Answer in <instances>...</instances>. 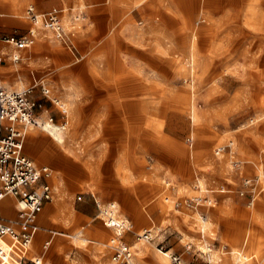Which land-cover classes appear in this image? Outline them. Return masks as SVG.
Masks as SVG:
<instances>
[{
  "label": "rangeland",
  "instance_id": "1",
  "mask_svg": "<svg viewBox=\"0 0 264 264\" xmlns=\"http://www.w3.org/2000/svg\"><path fill=\"white\" fill-rule=\"evenodd\" d=\"M46 1L50 2L25 0L18 9L14 7L13 13L25 20L23 10L30 3L46 9L62 6L63 27L73 35L69 33V38L58 40L39 30L31 46L7 50L21 56L19 63H7L16 65L20 76L33 72L40 79L35 82L49 87L69 113L68 126L60 134L62 146L38 128L29 130L24 139V152L38 165L52 170L48 181L53 197L40 212L45 222H39L37 217L36 233L42 239L33 240L30 253L42 252V244L52 236L44 254L45 264H104L111 254L109 240L115 234L103 224L95 200L102 205L116 202L118 218L131 221L132 228L123 232L121 239L131 246L136 264H170L168 256L166 260L162 258L164 251L179 254L184 264H227L220 258H215L214 263L208 261L205 253L197 250L198 240L211 249H227L229 239H247L256 232L264 244V0H214L212 4L207 0H108L103 5L106 18L101 19V26L90 17L91 9L96 8L90 2L40 4ZM150 5L151 16H135ZM77 14L81 17L73 22ZM126 22L147 28L149 34L160 38L166 48L160 54L162 75L171 74L174 79L164 78L158 84L160 93L152 98L155 109L150 114L143 113L140 104L138 114L123 112L121 98L102 101L106 109L89 110L86 105L95 100L83 97L82 91L89 89L86 83L74 79L80 74L81 64L75 60L92 62L82 70L94 78L109 77L106 83L96 85L108 89L117 85L114 89L119 90L116 77L122 75L123 68L113 66V60L127 54L120 42ZM100 32V41L94 40ZM192 32H196V39L190 47ZM190 54L196 69L194 120L188 107L191 91L184 82ZM182 63L184 76H179L175 68ZM29 86L28 80L14 91ZM35 91L39 93L38 86ZM39 97L47 108L41 118L48 114L54 119L59 117L60 108ZM138 101L141 103L140 98ZM111 106L115 120L106 124L104 111L111 110ZM106 127L109 136L105 135ZM28 136L40 139H36L40 149L52 145L54 152L50 151L48 161H40L41 150L33 155L28 151ZM189 136L193 137L192 146L187 141ZM229 140L240 161L238 170L231 169L226 153L215 154L216 148ZM57 155L67 161L64 166L73 169L75 165L80 178L56 167ZM243 177L258 178L253 204L248 193L239 195ZM165 182L172 187L168 193L179 200L199 193L209 197L213 206L182 205L180 210H172L163 201ZM111 184L119 189L114 190ZM196 184H201L199 189H195ZM223 185L229 191L221 190ZM134 204L144 222L129 208ZM83 208L90 216L81 214ZM201 212L211 222L204 233L198 227ZM3 215L14 218L16 210L10 216ZM143 229L151 230V241L136 240ZM188 243L190 250H186ZM136 244L147 251L137 254L132 247Z\"/></svg>",
  "mask_w": 264,
  "mask_h": 264
},
{
  "label": "built area",
  "instance_id": "2",
  "mask_svg": "<svg viewBox=\"0 0 264 264\" xmlns=\"http://www.w3.org/2000/svg\"><path fill=\"white\" fill-rule=\"evenodd\" d=\"M62 16L60 8L40 10L29 4L25 9V17L30 23L27 33L0 35V66L5 60L4 55H7L4 54L2 45L21 50L34 43L39 30L49 33L58 40L69 38V33L72 36L70 30L65 31ZM80 17L77 14L73 22L78 21ZM9 58L12 62H18L20 56L17 52H13L9 54ZM37 86L41 95L54 104L59 103L57 98L51 96L49 88L40 83H34L19 92L7 91L0 85V264H45L44 254L50 244V240H45L42 244V252L30 253L35 234L39 229L37 216L42 211L44 203L50 201L53 196L52 187L44 182L50 178L52 170L47 165L36 164L24 154V139L26 131L32 128L41 129L52 138L50 131L63 133L68 126V116L66 110L61 107L62 117L59 122L51 115L40 118L36 113L40 103L33 93ZM187 141L192 146L193 137L189 136ZM232 145V141L221 144L216 148L215 154L226 153L231 169L238 170L240 161L236 158ZM257 179L243 177L241 182L243 189L239 195L248 193L251 204L257 195ZM224 186H220V189L229 191ZM194 187L199 189L197 184ZM171 188L170 182H165L162 195L164 203L169 204L172 210L178 211L182 205L192 208L213 206L209 197L199 193L179 200L168 193L167 189ZM9 197L15 199L16 215L11 219L3 215L1 205L2 201ZM95 202L103 224L112 228L115 234L109 240L111 254L104 264H136L131 246L121 239L122 233L132 228L131 223L124 218H118V207L115 202L105 205L99 201ZM200 216L201 219H205L202 212ZM113 218L117 219V222L113 221ZM152 239V232L148 229H143L136 235L137 241L149 242ZM190 248L191 244H186V250ZM168 258L170 264H184L179 254L171 252Z\"/></svg>",
  "mask_w": 264,
  "mask_h": 264
},
{
  "label": "crops",
  "instance_id": "3",
  "mask_svg": "<svg viewBox=\"0 0 264 264\" xmlns=\"http://www.w3.org/2000/svg\"><path fill=\"white\" fill-rule=\"evenodd\" d=\"M24 1L25 0H9V2H6L3 0H0V35H9V34L23 35V34L27 33V29L30 27V23L25 17V9L29 4L24 8L23 15H22V17L28 22V24H29L28 27H26L27 23L25 22V20L18 19V17L16 16V13H13L14 10L16 11V9H14V7H16L18 9L19 6ZM85 1L90 2L91 6L95 5L96 8L91 9L90 17L93 18L94 22L96 23L95 25L101 26V23H102L101 19L106 18V17H104L106 15V12L104 11V10H106V7H103V5L105 6V4L107 3L108 0H103V1L102 0H99V1L85 0ZM136 1L137 0H134L135 3H136ZM121 2L124 3L125 0H122ZM49 3H57V4L68 3L69 5H73L74 0H50V2L49 1H46L44 3L40 2L41 5H48ZM30 4H33L34 6H36L37 9H40V10H47V9L52 8V7L60 8L62 11L64 9L62 6H52V7L46 9V8L38 7V5L35 3H30ZM151 7H152V5H150V8L146 9L145 11L142 10V11H137L136 13L134 12L135 16L136 17L137 16L138 17L151 16V14H152L151 13ZM71 8H72V6H71ZM133 10H134V8L131 9L130 12H132ZM84 13L86 14L87 17H89V14L87 12H84ZM70 14H71V12H70ZM121 32L122 33H121L120 42L124 47H126V51H127L126 53L127 54H125V55L127 57L124 55L125 57L121 60L120 59H114L113 60V66L123 68L122 69V75L117 76L116 77L117 81L115 80L116 82H119V84H120L119 90L114 89V88H116L114 86H117V85L111 86L109 89L106 87H101V86L96 85L95 83H106L107 81H109L107 79L108 76H105L103 79H101V78L96 79L93 76H91L90 74H88L87 72H83L82 67H89L92 65L91 64L92 62L87 61L85 63V61H82L81 58L75 60V62H81V64L78 65L80 74H78L77 76L74 75V79L75 80L79 79V82H83V83H86L88 85L87 88L89 90L82 91L83 97L85 99H88V100H90V99L95 100L92 103L88 102V104L86 105L89 110H91L92 108H94L96 111L101 110V109H106L107 106H106V104H105V106L102 105V103H103L102 101H106V100H109L112 98H121L123 100L122 105H121V109H124L123 112H126L127 114H129V113L138 114V113H140V109H139V107H140L139 104H140L141 105L140 108H141L142 112L145 114H150V112L153 109H155L154 108V102L152 101V98L155 99L156 97L159 96L158 94L160 93V88H159L158 84L164 78L174 79V76L171 74L168 76H167V74L165 76L162 75L163 65H162V59H161L160 54H161V52H166V48L163 46V44L161 43V40L158 36H152L151 34H149L147 28L140 29V28L135 27L133 24L126 22V24L124 23V25L121 29ZM102 35H103V33L100 32L99 36L96 35L94 40L98 39V41H100L99 37H101ZM40 38H43V37H40ZM41 40L42 39H39L38 41H41ZM9 47H12V46L2 45V50L5 52L4 54H7V55H4L5 60H4L3 64L1 65L4 70L2 69L0 71V82L3 83V85H1V84L0 85L3 88L5 87L4 88L5 90L7 88H9L10 90L14 91L16 87H19V88L22 87L23 84H25V82L28 80L31 82V85L34 83L39 84V83L35 82V80H40V79L36 78L34 76L33 72L30 71L29 74L23 73L22 76H20L18 74V68L16 67V65H9L7 63V61L12 62L9 58V53L7 51ZM17 53L19 54V52H17ZM19 56H20V54H19ZM20 60H21V56H20V59L18 62H12V63H19ZM183 63L179 64L175 68V74H177L179 76H182V75L184 76V71L181 69L185 65ZM96 65L101 66L102 64H96ZM74 71L75 72L77 71V66L74 68ZM15 73H17L18 75L14 76V78L12 77L10 79V76L14 75ZM8 74H9V76H8ZM111 77L115 78L114 76H110V78ZM93 84H95V87ZM43 86L47 87L46 85H43ZM47 88H49V87H47ZM49 90H50V88H49ZM33 93L37 97V99L40 103V107L36 110V113L41 118L43 111H47V108L45 107L44 103L42 102V99L39 97V95H41L40 89H39V93L36 91ZM50 93H51V91H50ZM41 96L43 98H45L46 101H49L51 104H54L48 98L44 97L43 95H41ZM51 96L57 98V100L59 101L58 104H54L60 108V110L58 111L59 117L55 116V120L58 122L60 121V119L62 117V109H61V107H62L67 112L68 122H69V113H68L67 106L63 102H62L63 103V105H62L60 103L61 100L58 97H56L55 95H53L52 93H51ZM139 98H140L141 103H139V101H138ZM110 108H111V110H109V111L105 110L104 111V114L106 115V117L104 119V121H105L104 123H106V124H111L113 122V120H115V114L116 113L112 111V106ZM49 115L50 114H48V116ZM46 117H47V115L45 116V118ZM28 131L29 130L26 131V134ZM104 132H105V135H107V136L110 135L108 127L105 128ZM35 139H37V138H35ZM37 140H40V139H37ZM106 140H107V138H106ZM40 150L42 153V156L40 159H41V161H42V159H44L42 162L49 160L48 155L51 153L50 151L53 150L52 152H54V149H53L52 145H50V144H48L47 146L44 145V147H42ZM23 152H24V148H23ZM30 153H32V152H30ZM24 154L26 156H28L25 152H24ZM33 154L34 153H32V155ZM28 157L31 158L30 156H28ZM65 162H67V161L62 159L61 157H58V155L56 156V167H59V168L62 167L64 169H66L67 172L69 174H71L72 176H74L76 178H80L81 174H80V171L77 169V167L75 165H73V169H72V167L70 165L68 167L64 166ZM48 179L44 180V182L50 184ZM50 186L52 187L51 184H50ZM111 187L114 190L119 189L116 184H111ZM52 193H53V190H52ZM110 202H114V201H109L108 203H110ZM14 203H15V199L12 200L11 197L5 198L1 203L3 213L6 214L7 216L12 215V212L15 209ZM45 204H46V202L44 203V205ZM44 205H43V207H44ZM129 208L130 209L132 208L135 211V217L138 220H140L141 222H144V221H142L143 218H142L140 212L138 211L137 204H134L133 207L130 205ZM81 214L85 215V216H90V213L87 210H85L84 208L81 210ZM37 217H38L39 222H45L43 213L42 214L39 213ZM125 219L131 223V221L128 218H125ZM37 224H38V222H37ZM74 237H76V236H74ZM40 239H42V235L40 233H36L34 240H36V242H37ZM52 239H53V237L51 236V238L49 237V239H47V240H50V243H51ZM166 252H168V251H166ZM50 262H51V260H50Z\"/></svg>",
  "mask_w": 264,
  "mask_h": 264
},
{
  "label": "bare ground",
  "instance_id": "4",
  "mask_svg": "<svg viewBox=\"0 0 264 264\" xmlns=\"http://www.w3.org/2000/svg\"><path fill=\"white\" fill-rule=\"evenodd\" d=\"M207 3L212 4L214 3V0H207ZM264 5V2H262ZM196 39V32H192L189 36V46L191 47ZM187 69H185V73L187 76L185 77L184 82H187V85L191 91L190 101H189V110L191 113V118L194 120L195 116V81H194V75H195V66L192 58V54H190L189 60L187 61ZM10 92H19V91H10ZM188 103V102H187ZM31 130V129H28ZM51 135L53 136V139L62 146L64 139L62 135L58 133H54L53 131H50ZM232 141V140H229ZM233 143V141H232ZM40 145L41 143L38 142L36 139H34L32 136L27 137V149L32 153H37L40 151ZM43 160V159H42ZM41 161V159H40ZM201 185V184H199ZM198 185V186H199ZM210 199V198H209ZM211 200V199H210ZM212 202V200H211ZM213 203V202H212ZM113 221L117 222V219L113 218ZM144 221V220H142ZM198 227L201 232L204 233L205 230L208 229L211 222L207 219H198ZM226 224V223H225ZM229 225V224H228ZM210 235H214L213 233H209ZM80 234H78L79 236ZM217 235V234H216ZM219 240V239H218ZM203 243V240H198L196 242L197 250H201V253H205L204 257L210 261L211 263H214L215 258H220L224 263L227 264H264V244L263 239L260 238L256 232H253L250 237L247 239L243 238L242 236L238 238L229 239V246L228 248H219V250L211 249L210 246H208L206 243ZM205 242V241H204ZM201 244V245H200ZM221 246H224L223 244ZM137 254H143V252H146L147 250H143L140 246L133 245L132 246ZM220 247V246H219ZM208 252V254H206ZM169 252H161L163 260H166V257L169 256ZM161 258V259H162ZM218 260V259H217Z\"/></svg>",
  "mask_w": 264,
  "mask_h": 264
}]
</instances>
